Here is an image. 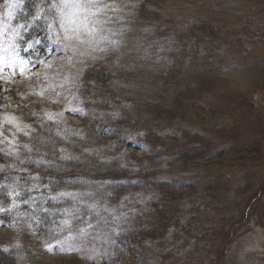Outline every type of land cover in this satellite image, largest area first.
<instances>
[{
  "label": "trees",
  "instance_id": "1",
  "mask_svg": "<svg viewBox=\"0 0 264 264\" xmlns=\"http://www.w3.org/2000/svg\"><path fill=\"white\" fill-rule=\"evenodd\" d=\"M59 1L25 0L20 17L45 29ZM173 1L138 0L135 19L138 27L161 26L160 35L171 36L175 44L159 65L147 67L163 79L162 89L148 93L138 84V93L130 94L127 86L134 85L133 78L119 76L115 55L88 57L70 76L69 95L85 112L77 130L60 131V123L32 110L17 86L0 84V91L12 98L9 113L22 123L20 128L3 125L0 118L5 132L0 137V206L10 205L11 190L40 184L54 192L99 188L97 194L104 199L105 192L107 203L114 205L125 194L143 189L154 197L150 208L131 214L136 227L129 235L139 251L135 264H228L234 243L251 223L264 228L262 133L256 134L257 125L251 136L248 122L242 135L217 124L207 134L199 130L213 114H244L239 105L255 87L242 92L236 85L237 93L228 91L236 81L226 72L222 46L231 33L211 16L207 0H191L190 22L165 15L164 5ZM256 11L264 18L262 9ZM242 34L241 41L247 37L248 44L260 35ZM126 39L130 43L131 37ZM187 58L190 70L184 72L180 62ZM255 85L262 89L260 82ZM261 100L264 112V95ZM132 141L149 152H138ZM190 170L213 175L191 180L185 177ZM53 202L59 200L51 198L46 205ZM44 224L38 229L41 238L60 237L48 218ZM173 231L177 240L185 236L181 244L172 245ZM38 244L26 234L0 235V264H51ZM83 261L73 254L54 258L52 264Z\"/></svg>",
  "mask_w": 264,
  "mask_h": 264
},
{
  "label": "rangeland",
  "instance_id": "2",
  "mask_svg": "<svg viewBox=\"0 0 264 264\" xmlns=\"http://www.w3.org/2000/svg\"><path fill=\"white\" fill-rule=\"evenodd\" d=\"M254 2L255 0H207L211 16L214 14L225 26H229L231 33L222 46L228 67L226 72L236 81V84L229 86L228 91L231 95L237 93L236 85L239 91H249L252 87L255 89L246 94L243 99L247 100L239 105L244 114L238 110L236 113L213 114L199 131L207 134L217 124V128L225 129L228 133L239 132L242 135L248 130L245 123L249 119L250 129L258 125L255 132L258 136L262 133L260 137L264 143V122L261 121L264 115L258 114L262 100L255 93L261 90L255 84H264V23L259 25L256 19V9L264 12V3ZM190 3L191 0L167 2L164 13L168 17L177 16L190 22L193 12ZM20 4L21 0H0V78L4 76L7 82L16 84L32 110L45 118L49 116L59 119L64 110H79L73 116L68 114L63 125L57 124L60 131L68 129L67 132H72L76 125L82 124L81 107L76 108L69 95L72 87L70 76L88 57L105 58L109 54L115 55L119 64V76L124 74L133 78L134 85L127 86L130 94L138 93V84H143L148 93L162 89L163 79L147 67L150 64L159 65L175 44L171 36L165 33L160 35L159 25L149 27L145 23L138 27L135 20L138 0H61L49 30L50 44H45L40 36L33 37L32 40L27 38L30 34L23 28L25 22L16 20ZM198 13L204 17L199 10ZM241 30L260 35L252 44H248L247 37L241 41ZM127 36L131 37L130 43L127 42ZM42 49L45 50L44 54L41 53ZM188 59L180 62L184 72L190 70ZM7 68L9 72L5 74ZM234 102L237 105V99ZM11 109V96L0 91V117ZM13 117L5 118L13 125H19L18 119ZM242 141L244 140H236ZM130 144L140 153L149 152L147 146L139 141H132ZM260 155L264 160L262 153ZM180 174L184 175V172ZM199 175L209 178L213 174L190 170L185 177L193 180ZM98 189L62 195L46 185H40L14 194L13 204L17 209L22 208L26 201L17 197V194L28 195L34 202L26 225H44L45 218H48L61 235L59 243H40L46 261L49 260L52 264L56 256L71 253L81 256L85 264H135L138 261L135 258L139 254L137 245L129 235V230L136 227L131 214L139 209L150 208L154 194L138 189L135 194L128 193L121 201L111 205L107 203L105 192L104 199L97 194ZM51 198L59 200V203L53 202L52 206H47L46 203ZM22 231L23 227H20L19 222H6L0 213V235L20 236ZM175 236L173 231V246L179 240V244L185 240V236L179 240ZM54 248H58V253L54 252ZM144 253H147V249ZM228 264H264L262 226L251 223L250 230L234 243Z\"/></svg>",
  "mask_w": 264,
  "mask_h": 264
},
{
  "label": "bare ground",
  "instance_id": "3",
  "mask_svg": "<svg viewBox=\"0 0 264 264\" xmlns=\"http://www.w3.org/2000/svg\"><path fill=\"white\" fill-rule=\"evenodd\" d=\"M261 115H264V112H261ZM263 118H264V116H263Z\"/></svg>",
  "mask_w": 264,
  "mask_h": 264
}]
</instances>
